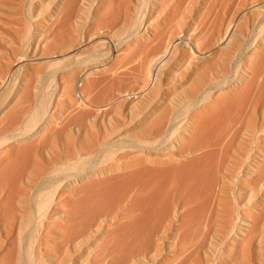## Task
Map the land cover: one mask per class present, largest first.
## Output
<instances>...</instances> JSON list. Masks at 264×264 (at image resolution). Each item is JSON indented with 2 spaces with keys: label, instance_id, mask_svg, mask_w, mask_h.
<instances>
[{
  "label": "bare ground",
  "instance_id": "1",
  "mask_svg": "<svg viewBox=\"0 0 264 264\" xmlns=\"http://www.w3.org/2000/svg\"><path fill=\"white\" fill-rule=\"evenodd\" d=\"M0 264H264V0H0Z\"/></svg>",
  "mask_w": 264,
  "mask_h": 264
}]
</instances>
